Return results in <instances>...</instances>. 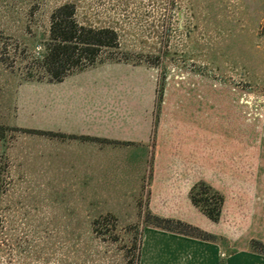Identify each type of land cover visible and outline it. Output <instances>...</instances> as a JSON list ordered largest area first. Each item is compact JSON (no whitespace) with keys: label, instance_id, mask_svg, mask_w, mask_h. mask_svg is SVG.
Instances as JSON below:
<instances>
[{"label":"rangeland","instance_id":"1","mask_svg":"<svg viewBox=\"0 0 264 264\" xmlns=\"http://www.w3.org/2000/svg\"><path fill=\"white\" fill-rule=\"evenodd\" d=\"M65 2L120 47L53 82L37 58ZM0 127V264H123L143 226L140 264H264V0H0Z\"/></svg>","mask_w":264,"mask_h":264},{"label":"trees","instance_id":"2","mask_svg":"<svg viewBox=\"0 0 264 264\" xmlns=\"http://www.w3.org/2000/svg\"><path fill=\"white\" fill-rule=\"evenodd\" d=\"M120 47V35L114 27L84 25L77 20L74 3L65 2L57 6L50 14L48 38L37 58L40 71L53 82H60L69 74L96 64L103 55L116 52ZM3 131L0 127V136ZM194 205L199 207L207 218L217 221L224 203L223 195L205 182L197 183L190 192ZM96 218L92 221V231L98 234V227L108 219ZM148 218V217H147ZM144 223L147 225L148 219ZM105 219V220H104ZM152 224L164 230L210 241H220L215 236L196 235L182 229L170 227L171 219L153 216ZM103 222V223H102ZM174 224L188 226L181 221ZM143 229L136 228L128 241L124 252L123 264H140L142 254ZM100 235H106L101 231ZM118 240V239H115ZM222 241V239H221ZM222 246V244H221Z\"/></svg>","mask_w":264,"mask_h":264},{"label":"crops","instance_id":"3","mask_svg":"<svg viewBox=\"0 0 264 264\" xmlns=\"http://www.w3.org/2000/svg\"><path fill=\"white\" fill-rule=\"evenodd\" d=\"M115 130L113 133L110 134L111 137L115 138V139H119V140H131V139H135L138 141H147V134L146 132L142 133H133L130 132V124H126L123 122H116L115 125ZM125 128H127V130H125ZM122 144V143H121ZM127 145H130L129 143ZM139 151H142V149H140ZM144 152L146 153V149L144 150Z\"/></svg>","mask_w":264,"mask_h":264}]
</instances>
